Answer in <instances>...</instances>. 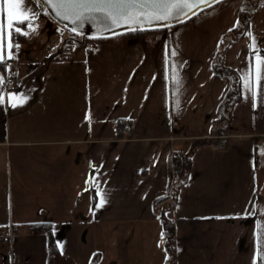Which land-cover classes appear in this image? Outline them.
Listing matches in <instances>:
<instances>
[{"label": "crops", "instance_id": "1", "mask_svg": "<svg viewBox=\"0 0 264 264\" xmlns=\"http://www.w3.org/2000/svg\"><path fill=\"white\" fill-rule=\"evenodd\" d=\"M212 6L163 31L97 39L72 56L74 45L64 43L55 61L26 64L24 82L11 68L14 56L0 64V264H166L162 209L172 221L174 264H264L256 241L264 224V98L257 90L248 99L243 80H254L250 46L264 57V38L248 25L222 53L238 74L240 98L219 134L231 78L216 71L215 57L249 5ZM9 93L27 102L10 107ZM119 120L126 134L113 131ZM175 151L189 154L176 188ZM246 208L254 214L243 215ZM33 223L50 224L56 252Z\"/></svg>", "mask_w": 264, "mask_h": 264}, {"label": "snow or ice", "instance_id": "2", "mask_svg": "<svg viewBox=\"0 0 264 264\" xmlns=\"http://www.w3.org/2000/svg\"><path fill=\"white\" fill-rule=\"evenodd\" d=\"M212 2H219V0H36L37 5L43 6L46 4L50 6L62 20H69L72 24L81 21V27L84 19H98L95 16L86 17L84 13H100L104 20H110L116 26L128 25L129 30L132 31L137 30L132 25L158 24L159 26H169L164 22L174 18L178 22H182L180 21L181 16L188 17L189 13L195 15L194 9L201 4L209 5ZM39 15L40 13L34 7L29 6V0H0V64H4L8 59L13 58V49H19V43L14 42L17 35H30V32L25 28L30 29L32 32L36 31L32 21L38 19ZM231 30L229 29V31ZM71 31L76 32V29L72 28ZM77 34L83 35L82 32ZM248 35L251 36V33H248ZM221 43H223V40H221ZM250 47L254 50L253 55L256 61L255 76L253 80L251 73H246L243 80L244 87L251 94L248 99L255 101L257 90L264 98V85L260 83L264 79V76H262L264 57L260 56L255 43ZM170 54L175 56L176 52L173 50ZM172 80L177 86L180 84L178 71L174 64L172 65ZM4 83V77L0 76V93L3 91L2 86ZM27 99L28 97L23 93L18 95L9 93V106H22L23 103L27 102ZM4 102L5 97L0 94V105ZM85 118L90 119L87 114ZM92 179L95 181V177ZM97 196H100L101 199L96 207H100L105 201L99 191H97ZM250 203L252 202L250 201ZM250 214L254 213L246 208L243 215ZM257 227L259 229L256 235L257 255L264 261V224H258ZM161 236L163 237V233H161ZM253 264H255V261H253Z\"/></svg>", "mask_w": 264, "mask_h": 264}, {"label": "rangeland", "instance_id": "3", "mask_svg": "<svg viewBox=\"0 0 264 264\" xmlns=\"http://www.w3.org/2000/svg\"><path fill=\"white\" fill-rule=\"evenodd\" d=\"M32 2L35 3L34 7L40 13L38 19L32 21L34 27L36 28V31L32 32L30 29L25 28V30L30 32V35H23L25 38L24 43L21 44L20 42L19 49L15 50L14 52L16 64H11L12 67L10 66L11 68L15 66V71L13 70V72H15L16 74L19 75L21 73V79L23 82L24 79H27L28 77V74L24 73L23 68L24 66H26V64H29V66H33L36 63L48 64V58H53V61H55L57 59V48H60V46H62L64 43L69 42L74 45V50L73 52H71L72 56L73 54H76V51H80V53H82L84 47L83 45H90V43L93 42V40H87L82 36L72 33L64 26L59 25L48 15V13L44 9L36 4L35 0H32ZM206 11L208 10L206 9ZM226 13L228 14V12ZM241 20L242 17L239 13L238 22L241 23ZM239 23H237V25ZM247 24L249 25L250 31L253 34L257 33L262 37V39L264 38V3L255 6V8L253 9V16L250 17V19L248 18ZM234 27L235 26L231 27L230 29H233ZM231 31H228V33ZM225 37L226 41L224 44V49L226 48L228 42L231 41L229 39L232 38V35L228 34ZM17 42L18 41H15V43ZM262 46H264V42H262Z\"/></svg>", "mask_w": 264, "mask_h": 264}, {"label": "trees", "instance_id": "4", "mask_svg": "<svg viewBox=\"0 0 264 264\" xmlns=\"http://www.w3.org/2000/svg\"><path fill=\"white\" fill-rule=\"evenodd\" d=\"M262 1H264V0H247V4L249 5V9L247 10V9L241 8V10H240V16L242 17L241 23H239L237 26H235L232 29V31L228 33V34L232 35V38L229 40H234V39L238 38L242 33H244L247 30V28H248L247 20H248V18H250L251 8L253 7L254 4L260 3ZM166 29L167 28H158V29H154V30H136V31L126 32V33L116 35V36H136V35L145 33L147 31H160V30L163 31ZM77 35H79V34H77ZM227 35H225V36H227ZM79 36H82L83 38H85L87 40H93V41L97 40V39L86 37L84 35H79ZM225 41H226V37L223 38V43H221V46H220L219 50L217 51V55L215 57L216 71L219 72L220 74H225L231 78L230 89L227 92L225 98L223 99V101L221 103L222 111L219 115V118L216 120V122H220V121L223 122L222 127L217 126V128H218L217 131L221 132L219 134H225L224 128H225L227 122L229 121L231 107H232L233 103L240 98V83H239L238 74L234 70H232L228 67H225L222 64L221 58H222V52L224 49ZM68 44H71V43L68 42ZM116 123L119 126V129L117 130V132H119V131H121L120 128L124 124V121L119 120ZM209 142H212L211 139H204L202 141L203 144L209 143ZM223 143H224L223 138L218 139L217 144L223 145ZM185 157H186V162H185L184 171H183L182 175L175 178V183H174L175 188H176V186H178V184H180L184 180V178L186 176V170L188 169V164H189V154L188 153L185 154ZM172 196H173L172 198L174 199L175 189H173ZM160 216H161V221L163 224L162 245H163V247L167 253L166 264H174V246H173L174 235H173L172 221H171V218L167 215V211L164 209L161 210ZM29 226L35 230H38V231H41V230L47 231V234H48V250L51 253L57 251L55 238H54L53 234L51 233V229L49 228L50 227L49 223H33V224H30Z\"/></svg>", "mask_w": 264, "mask_h": 264}, {"label": "water", "instance_id": "5", "mask_svg": "<svg viewBox=\"0 0 264 264\" xmlns=\"http://www.w3.org/2000/svg\"><path fill=\"white\" fill-rule=\"evenodd\" d=\"M220 1L222 0H219V2ZM216 3L218 2H212L209 5L201 4L198 8L194 9L193 11L195 12V15H196L200 11L207 9ZM40 7L44 9L48 13V15L53 20H55L59 25L64 26L69 31H71L72 28H75L76 32L71 31L72 33L77 34V33L82 32L84 36L89 37V38H93V39L107 38V37H112V36H116V35H120V34L132 31V30H129L128 25L122 24L121 26H116V25H113L110 20H104L100 13H84L86 17L95 16L98 19H84L82 21V27H81V21H77L76 24H72L69 20H62L60 17H58L55 14V12L51 9L50 6L45 4ZM195 15H193L192 13H189L188 17L181 16L180 21L185 22ZM182 22H178V20L174 18L170 21L164 22L169 26H159L158 24H152V25L143 24L142 26L132 25V27L137 28V30H154L158 28L171 27V26L180 24Z\"/></svg>", "mask_w": 264, "mask_h": 264}, {"label": "built area", "instance_id": "6", "mask_svg": "<svg viewBox=\"0 0 264 264\" xmlns=\"http://www.w3.org/2000/svg\"><path fill=\"white\" fill-rule=\"evenodd\" d=\"M7 81L11 83L12 87H17L19 85V79L18 76L15 75L14 73H10L9 76L7 77ZM113 131H117L119 129V126L116 122L113 123L112 125ZM121 131L123 133H127L129 130L128 125H124L121 128ZM185 162H186V157L185 153L180 152V151H175L173 153V158H172V172L175 177H178L183 174L184 167H185ZM161 203V202H160ZM3 229V228H2ZM11 235V233L9 234ZM5 236L3 234H0V241L4 238Z\"/></svg>", "mask_w": 264, "mask_h": 264}]
</instances>
